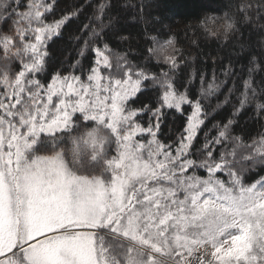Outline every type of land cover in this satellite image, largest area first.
<instances>
[{
	"label": "snow or ice",
	"instance_id": "6c2138e0",
	"mask_svg": "<svg viewBox=\"0 0 264 264\" xmlns=\"http://www.w3.org/2000/svg\"><path fill=\"white\" fill-rule=\"evenodd\" d=\"M150 6L0 0V264H264V0L200 21L210 79Z\"/></svg>",
	"mask_w": 264,
	"mask_h": 264
},
{
	"label": "trees",
	"instance_id": "16d2710c",
	"mask_svg": "<svg viewBox=\"0 0 264 264\" xmlns=\"http://www.w3.org/2000/svg\"><path fill=\"white\" fill-rule=\"evenodd\" d=\"M73 0H66V3L71 6ZM151 6L147 8V16L152 18H159L161 21L160 25H155V27L163 26L165 30L170 29L179 38V46L183 47L186 53H191V63L194 67L198 68L200 71H206L209 79L213 71V58L216 59V68L219 74V68L221 66L220 61L227 63V57L229 55L235 56L232 44H228L227 47H222L224 43V37L219 38L209 37L203 28L197 27L201 20L205 17H212L217 15H222L226 10L223 5L225 0H150ZM153 25H145L144 23H133L130 21V26L128 27L125 34L130 33L129 43L135 45L138 42V34L142 33L144 28ZM211 27V22L209 23ZM187 33V36H186ZM247 35V32L245 33ZM260 36L256 33L251 35V43L253 45H258L260 41ZM197 41L199 47H194L191 45V41ZM125 44L123 47H127ZM203 52L207 56V62L205 61V56L198 55V53ZM56 55H59V48H57ZM246 63V61H245ZM264 73L258 74L256 80L259 82ZM223 79V76H220ZM207 85L205 84V87ZM232 87V81H228V86L222 89V93L217 97H212L210 101H206L208 105V110L211 112L214 109L221 114V116L227 117L232 111V105L236 103V97L233 95L231 97L232 103L224 105L220 109H216L217 103H221L224 100V95L227 94L228 88ZM220 117L218 116L217 119ZM247 117H245L246 119ZM215 122V121H213ZM211 123L208 127L211 128ZM203 138V133H201V139Z\"/></svg>",
	"mask_w": 264,
	"mask_h": 264
}]
</instances>
